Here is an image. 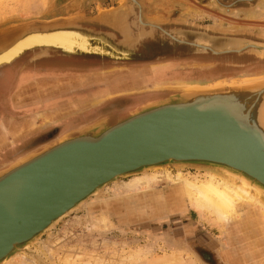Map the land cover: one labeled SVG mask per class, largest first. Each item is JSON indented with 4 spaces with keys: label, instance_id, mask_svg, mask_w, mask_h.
Listing matches in <instances>:
<instances>
[{
    "label": "rangeland",
    "instance_id": "obj_1",
    "mask_svg": "<svg viewBox=\"0 0 264 264\" xmlns=\"http://www.w3.org/2000/svg\"><path fill=\"white\" fill-rule=\"evenodd\" d=\"M125 6L127 20L132 18V22H129L130 29L134 32L138 31L137 29L142 30L145 38L156 34L158 41L169 45L170 48L165 50L169 54L173 53L164 64H172L168 67L166 64L161 66L162 61L157 63L158 65L127 64L123 68H134L101 71L102 68H93L100 63L97 59L80 54L57 56L54 59L57 63L62 62L63 66L51 64L44 67L52 69L51 73L47 72L48 70L41 71L40 67H30L21 61L1 67L0 73L5 72L8 67H15L17 71L19 68L30 67L37 73L21 83L16 82V91L13 94L16 112H11L9 120L6 119L0 125V151L4 150L0 156H4L12 147L18 149L16 158L4 164L0 163V170L33 150H40L64 134L83 127L80 125L71 130L62 128L58 134L54 133L56 125H65L69 118L71 121L76 120V116L84 113V109L86 111L95 108L94 111L98 114L87 124L105 116L112 117V121L117 122L118 114L154 101L142 103V98L163 96L172 92L171 88H178L179 84L214 85L264 76V60L249 54H230L222 57L192 54L191 46L173 38L178 29L184 28L264 40V0H0V32L23 24L44 25L73 19L82 25H95L103 29L105 25L96 22L98 15ZM170 18H173L172 21ZM109 20L118 25L116 19ZM140 20L145 23L142 24ZM148 27L150 31L154 28L158 31L149 32ZM174 46L178 47V52L183 58L176 59ZM143 66L145 71L133 70ZM152 73L164 81L168 74H175L176 80L166 81L167 83L152 80ZM171 75L168 78H171ZM107 86L116 95L100 100L99 94L96 100L93 93H99L98 91ZM71 94H79L78 98L82 101L71 104V100L76 101L69 97ZM134 99L136 104L130 105ZM137 105L139 106L130 109ZM120 108H124V111H118ZM105 109L117 113L115 116L100 115ZM77 110H80V113H77ZM12 117H15L16 121L11 119ZM60 118L64 119L59 121ZM50 134L55 136L51 138L48 136ZM30 136L31 140L28 139ZM163 168L146 171L181 170L186 175L200 177L206 175L209 170L219 171L217 168L200 164ZM142 174L143 172H139L122 177L106 185L100 193L91 196L19 253H34L38 264H124L120 259L138 250L140 255L137 259L127 264H166L164 261L176 255L180 264H264V226L259 230H248L251 229V224L248 220L243 221L247 213L250 215L248 208L245 209L247 213L241 220L233 219L228 224L221 225L209 214H202L192 206L182 208L172 201L176 196V188L181 185L171 184L163 177L143 192L119 195L120 197L114 195L113 185L119 186ZM152 196L153 199H149ZM159 196L161 198L158 199ZM147 200L149 201L144 207L142 203ZM41 248L47 249L52 255L51 258L42 255ZM64 254L70 258H63ZM16 255L4 264H21L15 259Z\"/></svg>",
    "mask_w": 264,
    "mask_h": 264
},
{
    "label": "water",
    "instance_id": "obj_2",
    "mask_svg": "<svg viewBox=\"0 0 264 264\" xmlns=\"http://www.w3.org/2000/svg\"><path fill=\"white\" fill-rule=\"evenodd\" d=\"M126 11L125 6L98 15L96 22L110 28L107 32L74 19L0 32V53L13 46L20 49L14 59H2L0 68L17 61L30 67L63 66L54 58L94 51L98 43L126 56L135 48L121 50L119 43L130 36L132 46L145 37L130 29ZM75 29L86 32L92 47L75 44L73 51L65 49L68 43L62 38L16 45L24 36ZM117 33L123 39H117ZM173 38L191 46L192 54H249L264 60L263 39L184 28ZM216 39L236 44L218 47ZM171 89L160 99L118 114L117 122L109 116L100 118L0 170V264L55 227L98 187L102 190L151 165L228 166L264 185V76L242 84ZM258 114L261 121L256 124Z\"/></svg>",
    "mask_w": 264,
    "mask_h": 264
},
{
    "label": "bare ground",
    "instance_id": "obj_3",
    "mask_svg": "<svg viewBox=\"0 0 264 264\" xmlns=\"http://www.w3.org/2000/svg\"><path fill=\"white\" fill-rule=\"evenodd\" d=\"M200 15H202V14H200ZM74 35L80 41H82V43H86L85 42L86 35H87L86 32L81 30L77 33H74ZM67 37H64L60 33L45 34V36L43 34H32V35L24 36L23 40L19 43L17 42L16 45L20 46L24 43H27L28 41H30V42H39V41L45 42L47 40H51V41L58 40V39L60 40V38H62L63 40L65 38L67 40L71 39V37L70 38H67ZM217 40L218 39L215 40V45L218 47L236 44V43L231 42L229 40H223V41H221V40L217 41ZM131 41L132 40L129 41V38H128V39H124L123 43H119L121 50L130 49L132 47L131 43H130ZM19 51H20V49L16 48V46H13L10 49L4 50V52L0 53V58H1L0 61H2V59L4 61H8L5 59H11V60L14 59L15 58L14 55L20 53ZM155 75H157V74H155ZM262 78L263 77L254 78V79L245 80V81H233V83H217L214 85L179 84L178 88L183 90V91L184 90H190V89L197 90V89H201V88H210V87L220 86V85L242 84L244 82L256 81V80L262 79ZM161 80H163V79H161ZM198 91H194V92L199 93ZM253 121L256 124H259V122L261 121V119L259 118V114H258V116H255ZM46 146H47V144L45 145V147ZM163 166H167V165H164V164L163 165H156V166L151 165L149 167H145L141 171L133 173V174H136L139 172H143L142 175H136L133 178H131L129 181H125V182H123V184H120L119 186L113 185L112 187H113L114 195L115 196H119V195L126 196V195H130V194H133L136 192H141V191L143 192V191L147 190V188L149 189L156 182L160 181V178L163 177V179L170 181L171 184H180L181 185V187L176 188V190H175L176 196L174 198H172L171 200L174 202H177V204L181 205L182 208L192 206L202 214H209V215L213 216L214 219L217 222H219L221 225L228 224L233 219L241 220L242 217L243 218L245 217L243 215H246V213H247V212H245V209L248 208L250 215L247 213V215L245 217L246 219L243 220V221L248 220L249 223L251 224L250 225L251 229H248V230L252 231L253 229L255 230L256 228H258V230L260 228H263V226H264V185H261V183H259L257 180L251 179V177L246 175L244 172L237 170L235 168H229L228 166H224L222 168L211 166V167L217 168L219 170V171H217L218 173L215 172L216 170L215 171L209 170L207 172V174L204 175L203 177H200L198 175H191V176L186 175L181 170H179V171L177 170V172H174L171 169L163 170L164 169ZM157 167H162L163 168L162 171H160V172H148V171H146L148 169L157 168ZM115 181H117V180H113L112 182H115ZM121 181H123V180H121ZM116 183H118V182H116ZM106 185H108V184H106ZM112 187H110V188H112ZM100 188L101 187H98L93 192V194L90 195V197L100 193V191H101ZM159 198H161V196H159L158 199ZM149 199L152 200L153 196H152V198L150 197ZM163 199L166 200V198H163ZM86 200H84L81 203V205ZM148 201L149 200H147L145 202L146 204L142 203L144 205V207H146ZM166 201H170V200H166ZM144 207L142 206L143 209H144ZM103 219H104V221L106 220V215H104ZM34 242H32V243H34ZM32 243H30V245ZM41 249H42L41 251L43 253L42 255H44L47 258L48 257L51 258L52 255H50V253L47 251V249H45V248H41ZM19 252H16L14 254V255H16L17 253L19 254V255L17 254L15 257V259L19 263H21V264H38L36 257L33 255L34 253L29 254V252H28V254H27L25 251H24V253H19ZM138 255H140V250H138L134 253H130L126 257L121 258L120 261H121V263H124V264L132 263L137 259ZM63 258H70V256H67V254L66 255L64 254ZM179 261L180 260H179L178 256L176 255V257H172L170 259H167L164 262L166 264H180ZM66 263H68V262H66Z\"/></svg>",
    "mask_w": 264,
    "mask_h": 264
},
{
    "label": "flooded vegetation",
    "instance_id": "obj_4",
    "mask_svg": "<svg viewBox=\"0 0 264 264\" xmlns=\"http://www.w3.org/2000/svg\"><path fill=\"white\" fill-rule=\"evenodd\" d=\"M143 12H145V10H143ZM147 13L150 14V15L151 14L155 15V14H153L151 12H147ZM173 18H170L169 20L172 21ZM131 19H129L128 22H132V21H130ZM140 22L142 24L145 23L143 20H140ZM157 28H159V27H157ZM109 29L110 28H108L105 25L104 28H103V31L107 32ZM148 29L149 30H147V31H149V32H151V31L152 32H156V30H157V29L154 28V29H151V31H150L149 27H148ZM137 30L138 31H136V34L139 33V29H137ZM72 31H65L63 33H60L64 37H67V36H68L67 38L71 37L70 40L69 39L67 40L66 38L64 39V41L68 43V44H66V46L72 48V46L76 44L78 47L80 46V47L86 48V49L92 47L91 44L90 45L87 44L86 40H85L86 43H82V41H80L74 35V33H77L79 31H81V29H75L73 32ZM140 31H142V30H140ZM108 39H110V38H108ZM117 39H123V35H120L119 33H117ZM140 43H142V44H139L137 42H133L132 43V47H134L135 49H134L133 53H131L129 55H126V56H124L122 53H117L116 51L111 49L106 44H101V43H98V47L97 46H93V47H95L96 50L90 51V52H87V53H82V54L84 56H86V57L90 56V57H93L94 59H97V61L100 62V63L97 64L98 67L95 66L93 68H95V69L96 68H102V69H100L101 71H103L105 69H107V71H111V72L113 70L120 71L119 69L123 68L124 65H127V64H135V65L144 64L145 65V64L153 63L151 65H154V64L158 65L157 63H160L161 61L163 62L161 64V66H166L167 65V67H168L170 64H172L171 62L165 63L166 65L164 64V62L168 60L167 58H169V55L172 56L173 53L171 52L169 54V52L167 50H165L166 48H170L169 45L163 44L164 41H162V42L158 41L156 34L153 37H151V36L146 37V38L144 37L143 41H140ZM68 47H65V48L69 49ZM72 49H74V48H72ZM174 49H175L174 53H175L176 59L183 58L182 57L183 55H180V53L178 52V50H179L178 47L174 46ZM107 65L108 66L109 65H113L114 67H107ZM161 66H157V68L161 67ZM115 68H117V70ZM130 68H134V67H129V68L125 67V68H123L121 70L130 69ZM133 70L134 71H138V70L145 71V68H144V66L143 67H135V69H133ZM47 72H49V73L52 72V69H48ZM168 72H169V70H168ZM36 73H37V71L32 70L30 67L29 68H25L24 67L23 69L19 68L18 71H17V69L15 67H8L5 72L0 73V114H1L0 115V125H1V122H4L6 119L9 118L11 112L12 113L16 112V111H14V99H13V94L16 91V89H15L16 82L21 83L23 80H25L26 78H28V77L36 74ZM169 75H171V74H168V77H169ZM174 75L175 74H172L171 78L167 77V79H165V81L164 80L161 81V79L157 78V75L152 73L151 79L152 80H156V81H160V82H164V83H166V81L167 82H169V81L172 82V81L176 80ZM98 92L99 93H95V92L93 93L94 96H96V100H97V95H99V94H100L99 95L100 100L101 99L105 100L106 98H108L110 96L116 95L114 93V91H112V89L109 86H107L106 88H104L103 90L98 91ZM123 92H125V91H123ZM117 93H119V92H117ZM88 95L91 96V93H89ZM155 99H157V98L151 97V96L150 97L146 96V97L142 98V103H144L146 101H149V100H155ZM77 101H82V100L79 98ZM136 102L137 101L134 99L129 104L130 105H134V104H136ZM142 103H140V104H142ZM95 104H97V103L95 102ZM139 105H137L135 107H132L130 109L136 108ZM89 108H90V106H89ZM94 109L95 108H91V109H87L86 111L84 109V111H83L84 113H80V116H78V117L76 116V120L74 119V121H71V118H69V119H67L65 125L63 123H62V125H56L54 127L55 135L58 134L57 132H59L62 128L66 129V130H71V129L75 128V127L80 126L81 124H85V123L89 122L90 120L96 118L98 114L95 113ZM118 111H124V108L123 109L120 108V110H118ZM85 112H87V113H85ZM116 113H117V111L105 109V110H103L102 113H100V115L101 114L102 115L110 114V115L115 116ZM11 119H13L14 121L16 120L15 117H12ZM55 135L50 134L48 136L52 138ZM16 149H18V148L17 147H15V148L12 147L10 149V151L8 150V152L4 153V156L3 155L0 156V163L4 164L5 162H7L9 160H12L13 158H16V154H17L16 153Z\"/></svg>",
    "mask_w": 264,
    "mask_h": 264
},
{
    "label": "crops",
    "instance_id": "obj_5",
    "mask_svg": "<svg viewBox=\"0 0 264 264\" xmlns=\"http://www.w3.org/2000/svg\"><path fill=\"white\" fill-rule=\"evenodd\" d=\"M49 68H44V67H42V68H40V70L42 71V70H48ZM56 69H58V68H56ZM51 73V72H50ZM27 76V75H26ZM72 96V99H76V101H70V103L72 104H78L79 103V101H77L79 98V94H71V95H69V97H71ZM155 98H157V97H155ZM48 110V109H47ZM50 110V109H49ZM81 110V109H80ZM80 110H77L76 112L77 113H80ZM64 118H60L59 119V121H62ZM16 121V120H15ZM39 125V124H38ZM81 125H83V126H85V125H87V123H85V124H81ZM31 138H32V136H30V137H28V139H30L31 140ZM6 150V149H5ZM4 150H2V151H0V153L1 152H3ZM10 151V150H9ZM212 252H215V251H212Z\"/></svg>",
    "mask_w": 264,
    "mask_h": 264
}]
</instances>
